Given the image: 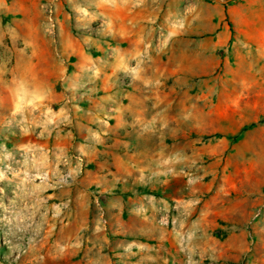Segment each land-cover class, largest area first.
I'll list each match as a JSON object with an SVG mask.
<instances>
[{
    "label": "rangeland",
    "instance_id": "1",
    "mask_svg": "<svg viewBox=\"0 0 264 264\" xmlns=\"http://www.w3.org/2000/svg\"><path fill=\"white\" fill-rule=\"evenodd\" d=\"M134 38L104 0H0V264H264V58L189 76Z\"/></svg>",
    "mask_w": 264,
    "mask_h": 264
},
{
    "label": "crops",
    "instance_id": "2",
    "mask_svg": "<svg viewBox=\"0 0 264 264\" xmlns=\"http://www.w3.org/2000/svg\"><path fill=\"white\" fill-rule=\"evenodd\" d=\"M235 1L224 5H211L203 0L185 2L171 24L170 4L162 7V14L158 15L155 0H104V18L118 25L126 42L136 37L140 45H146L147 51L151 46L149 37L163 36L157 44L166 56H172L176 73L206 76L221 68L232 72L247 59L264 58V28H251V22ZM210 8H215V13L207 14ZM226 14L244 26L233 29L222 26ZM247 45H255L256 57L243 49Z\"/></svg>",
    "mask_w": 264,
    "mask_h": 264
}]
</instances>
